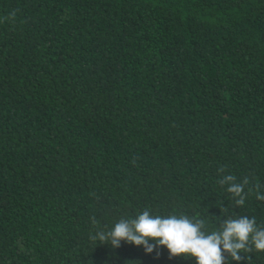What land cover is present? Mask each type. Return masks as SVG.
I'll return each instance as SVG.
<instances>
[{"label": "trees", "instance_id": "obj_1", "mask_svg": "<svg viewBox=\"0 0 264 264\" xmlns=\"http://www.w3.org/2000/svg\"><path fill=\"white\" fill-rule=\"evenodd\" d=\"M256 184L264 0H0V264H196L91 237L144 209L264 225Z\"/></svg>", "mask_w": 264, "mask_h": 264}, {"label": "clouds", "instance_id": "obj_2", "mask_svg": "<svg viewBox=\"0 0 264 264\" xmlns=\"http://www.w3.org/2000/svg\"><path fill=\"white\" fill-rule=\"evenodd\" d=\"M15 15L13 10L6 19L14 21ZM218 172L224 173L225 168L221 166ZM217 183L226 186L237 207L244 206L253 191L251 188L245 191L248 178L237 181L233 174L222 175ZM260 189L261 185L256 184L255 196L264 201ZM92 223H97L95 216ZM205 228L203 219L194 220L185 214H154L144 209L132 216L119 217L110 228H98L91 239L110 243L114 248L121 242L143 246L146 253L157 246H166L171 257L195 258L196 264H229V261H241L242 253L264 252V225L257 224L254 216L227 215L216 230L207 232Z\"/></svg>", "mask_w": 264, "mask_h": 264}]
</instances>
